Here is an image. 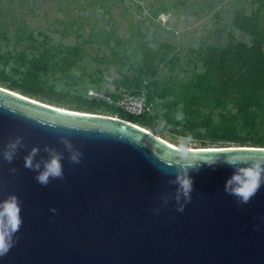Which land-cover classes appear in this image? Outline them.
<instances>
[{"label":"water","instance_id":"1","mask_svg":"<svg viewBox=\"0 0 264 264\" xmlns=\"http://www.w3.org/2000/svg\"><path fill=\"white\" fill-rule=\"evenodd\" d=\"M33 148L41 168L62 154V179L36 181L24 166ZM256 162L264 147H175L127 120L0 86V201L15 195L22 220L0 264H264V181L247 204L224 191L229 164ZM193 163L178 212V176Z\"/></svg>","mask_w":264,"mask_h":264},{"label":"rangeland","instance_id":"2","mask_svg":"<svg viewBox=\"0 0 264 264\" xmlns=\"http://www.w3.org/2000/svg\"><path fill=\"white\" fill-rule=\"evenodd\" d=\"M256 13L264 30V0H0V74L21 82L28 69L21 57L29 60L49 49V60L60 64L66 49L76 46L81 55L70 75L53 64L52 68L42 67L40 79L32 83L51 89L60 99L92 101L90 90L114 97L124 89L125 81H131L138 84L130 86L133 91L145 87L156 110L162 104L157 93L165 88L166 97L179 106L174 117L181 123L189 116L208 119L214 132L220 131V125H232L230 134L248 140L255 131L249 132L237 116L236 90L227 89L225 94L215 93L193 104H182L180 92L205 72L206 62L219 57L217 53L238 43H250V35L234 21L242 22ZM218 79H213L211 86H219L222 82ZM7 85L0 82L1 87ZM37 99L56 106L42 96ZM100 103L102 106L91 113L118 115ZM260 113L256 130L264 137V106ZM158 123L160 128L150 131L177 147L241 145L204 128L197 130L201 136L196 139L188 127ZM180 131L187 135L178 134Z\"/></svg>","mask_w":264,"mask_h":264},{"label":"trees","instance_id":"3","mask_svg":"<svg viewBox=\"0 0 264 264\" xmlns=\"http://www.w3.org/2000/svg\"><path fill=\"white\" fill-rule=\"evenodd\" d=\"M258 13L244 17L242 22L235 20V25L242 31L248 33L251 37L250 43H238L234 46L228 47L225 50L217 53L206 62V70L203 74H199L192 80V84L188 88H184L180 92V101L182 104L198 103L201 98L208 99V97L225 94L226 90L238 93L237 113L238 117L242 120L244 127L249 128V132H254L248 140L245 137L232 135V125H220L218 132L211 130V122L208 119L196 120L192 117H187L184 123H181L174 116L177 115L178 104L173 99H168L166 93L168 89L163 88L157 93L162 98L161 108L156 110L154 107L153 113L148 116H128L115 110L112 107H105L106 110L113 112L116 117L135 123L141 127L149 130H158L161 126L158 121L165 122L166 124H174L178 127H188L191 131L190 136L193 138H200L198 129L204 128L205 130L214 132L216 136L233 141L240 146H244L246 142H251L252 146L264 147V137L258 136L256 118L261 115L260 110L264 106V30L259 27ZM67 55L62 57L58 65L60 71L65 75H70L72 66L80 58V49L76 46L68 47ZM52 51V50H51ZM49 49L44 50L38 57H31L27 60L21 57V63H27L28 69L25 72L21 82L10 79L0 74V82H8L7 89L12 91L19 90L22 95H30L31 98L38 100V97H43L49 101H54L56 106L66 105L69 110L91 113L95 109H99L102 104L97 101H87L80 98L74 99H60L56 96L51 89L46 91L43 87H38L32 82L40 79V69L42 67L52 68L54 65L49 60L52 55ZM23 55V54H22ZM59 63V62H58ZM17 72V70H15ZM222 82L219 86H211V82L215 78ZM125 90H131L130 86L134 84L131 81L123 83ZM132 91V90H131ZM116 97V95H113ZM40 101V100H39ZM73 102H76L75 104ZM53 105V104H51ZM154 105V104H153ZM65 108V107H64ZM184 113H188L183 110ZM190 114V113H188ZM115 117V116H112ZM222 131V132H221ZM154 133V132H153ZM183 136L187 132L180 131ZM229 134V135H228ZM187 148V147H183Z\"/></svg>","mask_w":264,"mask_h":264},{"label":"clouds","instance_id":"4","mask_svg":"<svg viewBox=\"0 0 264 264\" xmlns=\"http://www.w3.org/2000/svg\"><path fill=\"white\" fill-rule=\"evenodd\" d=\"M19 143L20 141L17 139L16 142L7 146L8 150L2 153L3 159L7 163H12ZM66 147L70 149L71 145L66 144ZM45 151L49 152V149L46 148ZM37 152L38 149L33 148L24 158V166L38 173L35 177L36 181L42 186H47L50 178L62 179V154L50 152V158L41 168L39 163H33V158ZM79 156L80 153L74 152L70 156V162L79 163ZM229 167H232L233 171L225 181L224 191L229 195L235 196L240 203L247 204L261 187L262 181H264V162H256L243 167L229 164ZM189 169L198 171L199 168L196 167V163H193L184 167L178 176V194L175 196V200L179 205L176 209L178 212L184 211V204L179 203L181 195L185 198L184 203L189 202L191 199L190 193L192 192L193 181L189 175ZM10 171L15 172L16 169H11ZM20 211V201L15 195H9L6 199L0 201V256L5 255L13 246V235L22 224ZM51 211L55 213V209Z\"/></svg>","mask_w":264,"mask_h":264},{"label":"built area","instance_id":"5","mask_svg":"<svg viewBox=\"0 0 264 264\" xmlns=\"http://www.w3.org/2000/svg\"><path fill=\"white\" fill-rule=\"evenodd\" d=\"M90 96L93 100L111 106L128 116H148L154 110V105L148 98L145 87L138 91L123 89L116 97L96 90H90Z\"/></svg>","mask_w":264,"mask_h":264},{"label":"bare ground","instance_id":"6","mask_svg":"<svg viewBox=\"0 0 264 264\" xmlns=\"http://www.w3.org/2000/svg\"><path fill=\"white\" fill-rule=\"evenodd\" d=\"M137 125V124H136ZM144 128V127H143ZM148 131H150V130H148ZM156 135V134H155ZM159 137V136H158ZM162 139V138H161ZM164 141H166V140H164ZM166 142H168V141H166ZM169 143V142H168ZM169 144H171V143H169ZM171 145H173V146H175L174 144H171ZM175 147H177V146H175ZM209 148V147H208ZM191 149H193V148H191Z\"/></svg>","mask_w":264,"mask_h":264}]
</instances>
